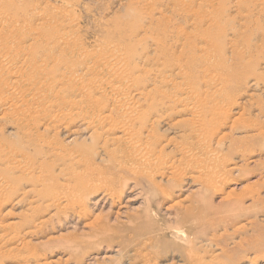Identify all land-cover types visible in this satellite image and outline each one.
Masks as SVG:
<instances>
[{"label": "rangeland", "instance_id": "1", "mask_svg": "<svg viewBox=\"0 0 264 264\" xmlns=\"http://www.w3.org/2000/svg\"><path fill=\"white\" fill-rule=\"evenodd\" d=\"M0 88V264H264V0H0ZM180 92L191 98L189 156L209 154L214 174L221 162L236 170L210 186L192 168L179 179L158 175L168 196L126 175L113 208L94 207L95 197L84 217L47 210L35 178H59L52 147L98 146L91 131L48 128V100L78 124L102 108L97 101L123 93L107 111L134 105L131 118L150 122L169 151L187 135L184 117H170L182 107L170 95ZM225 107L233 112L218 120ZM27 243L36 258L25 260Z\"/></svg>", "mask_w": 264, "mask_h": 264}, {"label": "bare ground", "instance_id": "2", "mask_svg": "<svg viewBox=\"0 0 264 264\" xmlns=\"http://www.w3.org/2000/svg\"><path fill=\"white\" fill-rule=\"evenodd\" d=\"M17 66H19V64ZM16 81H14V83ZM12 85L14 86V84ZM110 86L113 92L122 91V89H117L120 88L119 85L118 86L110 85ZM6 90L8 89L6 88ZM113 94L114 95H112L111 98L105 99L104 101L103 100L97 101L95 107H102V108L97 110L95 116L93 115L94 117H90L89 119H87L85 116L81 117L78 124L77 123L68 124V122L63 121V116L65 115L64 113H67V111L65 110L68 109L61 107L58 104H55V102L51 99L48 100L50 105V106L48 105V107H50L51 112H54V114H52L51 117L53 119L51 120L54 123L49 124L48 128L55 127L58 124L61 126L64 125V123H66L65 126L63 127L65 129L68 128L69 130H71L72 134L77 135L86 132L88 133V131L89 132L91 131L90 136L96 140L98 146L91 151L79 150V151H70V152L69 151L63 152L64 149L66 148L62 146L63 145L62 143H59V145L54 146V148L52 147L51 153L59 157V159L61 160V164L57 168L59 178H53L49 182H47L44 178H42V176H38L37 178H35V181L38 184L45 185L44 199L47 201V205H46L47 210L55 208L57 211L72 213L76 216L84 217L91 212V207L89 206V203L92 201L91 199L95 197L97 198L92 202L94 204V207L99 206L101 203H110V207L111 205L116 206L117 204H120L122 194L126 191V186L128 183L126 180H124L127 178L126 175H133L134 177L146 176L149 179L150 188L152 189L153 191L152 193L154 195L159 194L163 196H168L170 194L169 193L170 191L168 192V190H166L164 187H161V182L160 180L158 181L157 179L158 175H160V177H164L167 175L170 178L179 179L185 174L184 172L187 173L189 172V168H192L193 171L199 173L198 178L202 181V183L206 186H210L214 181V177H218L219 175L221 174L223 175L225 173H232L234 170L237 169V166L234 164L233 165L231 164L228 167L227 163L221 162L220 165L218 166V171L215 172L214 174L215 170L212 171L211 168V164L213 163V160L212 157L210 158L209 154H206L204 156H202L203 154L201 156H189L190 155L189 154V116H187L188 118L185 117V115H189L188 103L190 101L189 99H191L189 98V93L180 92L174 95L169 94L172 98L173 101L172 103L180 107L182 106L178 112L170 113V117H184L182 119L179 118L180 120L178 121L184 127V132L185 133L187 132L186 138L181 143V146H177L175 149L171 148L172 150L170 149L169 151L166 149V144L162 143L161 136L159 137L157 132L153 130V125L152 124L149 125L150 122L147 123V122L134 121L131 118L132 117L131 111H133L134 105L125 104L126 105L125 109L123 110L121 109V111L115 112L114 109H112V111L111 109L107 111V108L111 100H113V102L115 101L121 103L125 101L123 100L124 99L123 93L122 94L113 93ZM11 95L14 97L12 93ZM102 102L103 104H101ZM191 102L193 103V101ZM18 106L19 105L17 104L16 108L21 110L22 107L21 106L18 107ZM230 110L231 108L225 107L224 110L217 112L215 117L218 120H222L227 116ZM197 111L198 110H196V112ZM80 114L82 115V113ZM91 115H92V111H91ZM49 123H51V121ZM193 128H191L192 133L198 131L197 129L194 130ZM17 161L19 162V165L23 167L28 166L24 158L19 159ZM28 168L30 169L31 166ZM34 169L35 168L32 165V170L34 171ZM167 172L169 174H166ZM131 188L134 187L131 186ZM130 192H132V190ZM141 194H142L141 192H137L131 198H129L128 202L139 199L138 197H141L143 195ZM125 206L123 205V207ZM186 207H187L186 212H188L189 206ZM149 210L145 211L146 212L145 214H148ZM143 214L144 213H142L139 216L142 218ZM188 219L187 216L183 214L180 223L186 222L188 221ZM108 231H111V228L109 222L106 221L103 224L99 225L98 236L104 238V236L108 233ZM175 231L176 232H173L174 234L180 231L181 235H183L184 237L186 236V232H184L183 230L176 228ZM27 233L29 234L31 232L27 231ZM18 237L19 234L14 235V237L12 238L8 237L9 238L8 241L9 242L14 241L18 239ZM26 245L28 246V255L24 257L25 260H28L30 258H36L38 255L37 248H33L31 243H27ZM10 252H12V250H10ZM199 261L200 260L198 259L197 262L199 263ZM25 264L28 263L25 262Z\"/></svg>", "mask_w": 264, "mask_h": 264}]
</instances>
